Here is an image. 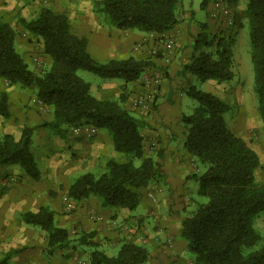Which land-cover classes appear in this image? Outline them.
<instances>
[{
	"label": "trees",
	"instance_id": "trees-1",
	"mask_svg": "<svg viewBox=\"0 0 264 264\" xmlns=\"http://www.w3.org/2000/svg\"><path fill=\"white\" fill-rule=\"evenodd\" d=\"M204 4L202 0L201 6ZM100 5L114 28L161 34L178 23L180 0H100ZM244 14L248 20L257 112L264 127V0H246ZM19 23L41 41L50 66L42 73L31 71L15 49L14 29L0 19V78L9 85L34 90L38 102L51 109L52 119L38 126H95L107 132L119 154L118 159L105 161L98 176L90 172L77 176L67 189L68 196L77 202L95 196L102 207L134 210L140 189L163 185L165 180L161 163L145 153L141 132L147 123L123 106L127 83L154 66L152 55L98 61L87 51V38L71 32L66 15L48 7H41L29 20L19 19ZM199 29L193 41V50L198 53L179 74L194 75L202 82L230 80L234 35L227 31L231 29L222 28L210 36L204 24ZM201 47L211 49L200 50ZM77 70L120 78L123 82L117 99L95 98L90 83L79 77ZM185 94L196 105L189 114L181 115L186 129L183 147L203 167L202 172L190 177L197 184L196 194L206 198L180 219L178 235L192 256L188 264H264V234L254 225L256 217L264 213V183L255 177L259 156L228 127L225 113L229 106L223 99L193 85ZM5 98L6 94L1 93L0 114L7 117ZM35 127L25 125L17 140L9 133L0 136V166L18 165L26 176L37 181L41 172L31 149ZM21 220L46 233L45 252L49 255L76 240L90 248L88 264H144L150 258L145 246L129 240L122 241L117 253L109 256L98 248L91 233H80L77 239H71L67 229L55 224L54 211L48 205L22 212ZM15 252L5 253L0 264H7Z\"/></svg>",
	"mask_w": 264,
	"mask_h": 264
},
{
	"label": "crops",
	"instance_id": "crops-1",
	"mask_svg": "<svg viewBox=\"0 0 264 264\" xmlns=\"http://www.w3.org/2000/svg\"><path fill=\"white\" fill-rule=\"evenodd\" d=\"M2 1L4 0H0ZM186 14L181 19L178 17V23L166 31L173 41L171 47L167 48L165 41L149 39L147 33L135 29L121 30L107 26L93 20L94 16L91 14L81 15L78 25L71 30L73 34L87 38V51L98 61L128 55L143 59L157 51V56H152L154 66L146 69L137 80L128 83L123 106L147 123L142 129V133L146 135L143 140L145 151H149L150 155L155 151V159L161 163L165 173L163 185L149 186L150 189L154 188L153 191L158 188L155 195L159 204L148 205L139 211L120 207L105 208L100 205L98 197L90 196L79 202L72 200L68 208H73L74 212L62 215L68 208L63 209L60 197L48 196L43 202L40 179L32 180L15 164L0 166V178L7 175L13 178L9 182L10 190L0 198V230L4 231V237H8V243L0 245V258L9 251H16L7 264H71L69 261L72 259L65 260L54 253L47 254L44 251L47 239L40 236L42 230L26 225L21 220L22 212L36 211L42 205H48L54 211L57 226L71 224L76 228L74 232L91 233L93 241L106 254L108 247L118 250L124 240L138 244L142 239L146 241L143 245L150 254L144 264H185L191 261L185 255L186 243L179 238L178 233L180 219L188 214L187 211L195 210L202 203L198 195L194 197L197 184L190 176L202 172L203 167L183 147L186 129L181 122V115L185 113L180 95L185 93L194 80L191 74L180 75L179 71L194 55L193 41L200 30L197 21L191 19L190 12ZM208 19L209 26L215 23ZM165 57L169 60L167 63L164 61ZM144 76L159 77V85L150 102L137 107L132 104V97L143 93ZM122 82L120 78H104L98 86L90 83V91L97 99L116 100ZM13 86L0 80V89L7 96V104L10 103L9 110L10 107L13 110L11 121L7 129H3V133H9L17 140L23 126L48 122L52 119V114L50 111L45 115L25 112L24 108L21 109L24 102L21 96L24 94ZM14 100L17 103L16 110L13 109ZM35 101L42 106L36 97ZM2 128L0 125V131ZM66 128L67 131L53 134L47 127L36 126L31 138L33 153L36 148L49 157L59 155L62 149L78 153L85 156L87 170H91L93 166L99 168V165L104 168L105 161L116 156L111 138L105 130L98 129L93 136L84 137L72 132V127ZM53 156L49 163L55 159ZM36 163L39 166L37 160ZM62 171V167L58 168L57 175H62ZM45 173L46 170L42 171L40 177ZM53 174L56 175L55 171ZM146 189L149 190L148 187Z\"/></svg>",
	"mask_w": 264,
	"mask_h": 264
},
{
	"label": "rangeland",
	"instance_id": "rangeland-1",
	"mask_svg": "<svg viewBox=\"0 0 264 264\" xmlns=\"http://www.w3.org/2000/svg\"><path fill=\"white\" fill-rule=\"evenodd\" d=\"M213 1L215 0H205V4L201 6L202 0H180L178 17L179 19H181L182 16L187 15L186 13L190 12V15L192 16L191 19H195L199 24V27L202 24L205 25V30L209 36L211 35L210 33H214L216 32V30L222 28L231 29L227 32H232V34L234 35L232 45V58L234 62L233 77L230 80L222 82H218L215 80H206L202 82L199 81L194 75H192L194 81H192L190 85H193L200 90L212 92L227 103V105L229 106V110L225 113L227 125L234 134L245 140L247 144L257 152L260 164L255 171V177L258 182L264 183V127L257 112V99L253 86V69L250 61L248 20L246 15L244 14L246 0H223L225 3H227L228 8L230 9L231 17L233 18L232 24L228 27L223 23H211V25L209 26V22L207 21V19L209 18L208 14L209 10L212 7ZM41 7H48L54 12L63 13L64 15H66L70 22V30H72L76 24L78 25L80 16L85 14H91L94 16L93 20L110 26L106 15L101 11L100 0H4L0 2V19L9 23L10 26L14 29L15 49L27 63L28 68L35 73H42L44 70H46L50 66L51 60L43 52L41 41L32 33L27 32L25 29H23L19 23V19L24 18L26 20H29L30 17L36 16ZM210 22H212L211 19ZM210 49L211 48L201 47L200 50ZM197 53L198 51L194 52L195 55ZM150 55L157 56V51L151 53ZM77 75L83 80L95 85L101 83L104 79L103 77H100L97 74L87 70H77ZM0 80L5 81L8 84L7 80L2 78H0ZM13 85L9 86H13L15 90H20L24 94V96H21L24 99V102L22 104L23 107H21V109L24 108L25 112L30 111L33 112L34 115H39L41 113L45 115L49 113V111L51 112V109L48 106H44L42 104V106H40L35 101L36 96L34 90L21 87L19 84ZM2 91L3 90L0 89V94L4 93ZM13 95H15L14 92ZM180 98L183 103L182 105L184 113L189 114L195 107L196 101L188 97L185 93H182L180 95ZM5 99L6 110L8 112L10 111V116L5 117L0 114V125L1 127H3L0 131V136L5 134L3 133V129H7V125L11 121V113L13 111L11 107L9 110L10 103L7 104V96ZM16 104V100H14V110L17 109ZM188 106L190 107V109H188ZM246 115L248 116L246 117ZM64 127L65 128L59 127L56 129H50L49 127L47 128H49V131H52L53 134H55L61 131H67L66 126ZM67 127H72L71 129H73V126ZM142 135L143 139L144 137L146 138V135H144L143 133ZM83 136L89 137L85 135ZM148 152L145 151L146 155L155 158V151H152V155H150ZM33 154L40 166V172L46 170V173L44 174L45 178L44 176H42L39 180V184L41 185L42 189L41 197L43 199V202L48 196L50 198H57L58 196L61 198L63 209L64 207L65 209L68 208L70 204H72L70 201L69 203L63 202L62 198L64 196H68L67 189L77 176L82 174L84 170L85 171L83 173L90 172L95 176H98L103 170V167L101 165H99V168L98 166H93L91 170H87L88 162L87 160H85V156H81L78 153H70L68 150L64 149L60 150V154L58 153L59 155H52L53 157H55V159H53L51 163H49V161L52 159V156H47L46 153L41 151L39 148H36ZM113 158L118 159L119 154L117 153ZM95 165L97 164L95 163ZM61 167L63 168V173L62 175L58 176L57 169ZM54 171L56 174L55 176L53 174ZM69 173L72 174L69 176ZM5 177L9 176H3L2 178L5 179ZM9 182H12V180H6L5 183L0 186V198L5 192L10 190L11 183ZM150 188L151 187L148 186L149 190H147L146 188L139 190V203L134 211L144 210L148 205L152 206L153 204H159V199L155 195V192L158 191V188L155 191H153L154 188ZM195 195L197 194H194V197H196ZM197 197L201 199L202 202L206 201V198L203 196ZM73 210V208H68V210L66 212H63L62 215L72 214V212H74ZM191 211L192 210L187 211L188 214ZM254 225L260 233L264 234V213H261L256 217ZM64 228L67 229L71 239H77L80 234V231L74 232L76 228L72 227L71 224L64 226ZM37 229L39 228L37 227ZM3 232V230H0V245L8 243V237H4ZM40 236L44 239L46 238V233L42 231ZM145 242L146 241H143L141 239L138 244L143 245ZM67 249H69L70 251H67ZM89 249L90 248L85 245L78 244L76 240H72L71 244H69L65 248L60 249V252L58 250L55 251L54 254L62 257L65 260L72 259L73 261H69L71 264H88V256L90 251ZM106 251L108 255H115L117 253V249L115 247L111 249L108 247ZM185 255L187 258H192L191 254L188 252H186ZM189 262H186L185 264H188Z\"/></svg>",
	"mask_w": 264,
	"mask_h": 264
},
{
	"label": "built area",
	"instance_id": "built-area-1",
	"mask_svg": "<svg viewBox=\"0 0 264 264\" xmlns=\"http://www.w3.org/2000/svg\"><path fill=\"white\" fill-rule=\"evenodd\" d=\"M208 16L215 23H223L226 26H230L233 22V18L231 17V14H230V9L228 8L227 3H225L223 0L213 1L212 7L209 10ZM147 38L153 39V40L159 39L163 42L165 41L167 44L166 48L171 47V45L173 44L171 37L166 32L161 33V34L148 33ZM164 61L167 63L169 60L167 57H165ZM142 84H143V93L133 96L132 98V103L134 104V106H137V107L145 105L146 102L147 103L150 102L153 94L158 88L159 77L144 76L142 79ZM72 131L80 135L93 136L94 134L97 133L98 128L92 125L85 124V125H80V126H74ZM6 180L11 181L13 180V178L11 176L5 177V179L0 178V184H4ZM63 201L65 203H69V201L71 202L72 200L68 196H64Z\"/></svg>",
	"mask_w": 264,
	"mask_h": 264
},
{
	"label": "bare ground",
	"instance_id": "bare-ground-1",
	"mask_svg": "<svg viewBox=\"0 0 264 264\" xmlns=\"http://www.w3.org/2000/svg\"><path fill=\"white\" fill-rule=\"evenodd\" d=\"M241 95H242V94H241ZM239 96H240V95H239ZM241 98H242V96H241ZM241 98H240V99H241ZM240 99H239V100H240ZM241 102H242V101H241ZM247 116H248V115H246V117H247ZM249 117H250V115H249ZM245 120H246V119H245ZM245 122H246V121H245Z\"/></svg>",
	"mask_w": 264,
	"mask_h": 264
}]
</instances>
